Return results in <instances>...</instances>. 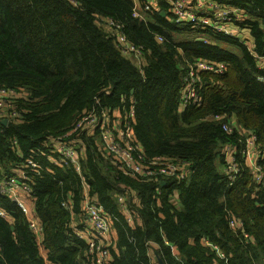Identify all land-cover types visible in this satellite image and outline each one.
Returning <instances> with one entry per match:
<instances>
[{
  "label": "trees",
  "instance_id": "16d2710c",
  "mask_svg": "<svg viewBox=\"0 0 264 264\" xmlns=\"http://www.w3.org/2000/svg\"><path fill=\"white\" fill-rule=\"evenodd\" d=\"M214 1L253 12V18L241 23L249 28L253 52L236 38L175 26L156 9L144 11L143 18L133 17L132 0H0V86L27 94L14 99L22 119L6 125L0 121V172L25 173L22 181L31 187L25 197L42 224L39 235L32 233L21 209L0 193L5 212L0 216V264H90L85 244L71 232L70 214L61 206L70 196L74 212H79L83 184L107 212L117 216V252L111 251L110 264H150L146 241L158 246L165 264L264 260V184L253 183L243 158L232 182L217 169L220 147L226 142L239 146L242 136L235 129L231 133L222 129L230 115L242 132L257 135L264 151V82L258 79L264 77V67L258 68L255 57L264 56V0ZM99 16L119 24L131 43L142 45L147 62L142 70L120 55L112 36L97 26ZM185 30L232 42L239 51L206 38L176 41L173 34ZM184 58L222 61L225 69L221 74L201 72V104L180 110ZM96 99L120 115L133 105L130 128L144 154L184 160L191 164L190 175L180 183L167 178L164 185L124 175L99 150L98 137L81 131L66 141L75 146L82 141L83 181L72 166L50 164L45 143L67 132L84 112L99 107ZM215 114L223 117L210 119ZM29 155L41 166L38 174L25 166ZM126 188L140 201L139 207L131 204L140 220L134 228L117 206V194ZM173 193L179 206L170 199ZM231 214L242 220L253 244H244L230 230ZM201 237L215 243L225 259Z\"/></svg>",
  "mask_w": 264,
  "mask_h": 264
},
{
  "label": "built area",
  "instance_id": "2783aa9c",
  "mask_svg": "<svg viewBox=\"0 0 264 264\" xmlns=\"http://www.w3.org/2000/svg\"><path fill=\"white\" fill-rule=\"evenodd\" d=\"M160 3L166 6L168 19L175 26H188L194 30H209L221 33L236 38L240 42L242 41L246 46L251 37L249 28L243 27L241 23L253 18V12L248 8L232 4L223 5L214 0H142V9L140 11L133 9L132 16L141 18L142 11H151ZM105 24L110 27L113 44L120 55L126 59L138 61V68H141L143 65L140 61L144 59L145 55L142 45L130 43L122 32L121 26L113 20L106 18ZM245 32L247 35H245ZM158 39L161 40V37H158ZM255 57L258 68H263L264 56L255 55ZM180 69L182 70L183 88L178 109L183 110L188 105L197 106L202 102L199 91L200 73L221 74L225 69V64L222 61L202 58H196L192 61L186 59V64L181 66ZM16 96L26 97L27 94L21 93L14 87L0 86V121L6 119V124L11 121H19L23 117L22 109L17 108L14 101ZM96 103L99 105L97 99ZM133 116V105H130L124 115L119 116H114L110 109L100 105L97 108L93 107L78 116L67 132L54 137L49 144L45 143L49 147V152L45 153V157L52 165L72 166L81 176L80 160L82 151L79 143L82 141L77 140L79 143H76V146L66 141V137L81 131L98 137L99 150L111 160L117 172L139 179L155 180L157 182L165 180V184L167 178L173 179L175 183L185 180L191 173L190 163L175 157L162 155L147 157L144 154L141 146L134 139L130 128ZM222 117L220 114H215L211 115L210 119L214 120ZM229 117L227 121L222 122V129L229 133L235 129L242 136L237 139L239 146L230 142L223 144L221 153L225 159L224 174L227 175L230 182L234 181L242 165L241 159L245 158V160L248 159L245 164L252 170L255 182L258 185L264 184V168L252 161V158L260 159L264 157L257 143V135L253 131L242 132ZM13 143L15 144V142ZM17 152L20 154L18 149ZM24 163L31 171L36 174L39 173L41 166L32 155L26 156ZM16 170L18 173L2 174L0 172V193L8 195L15 202L26 218L30 231L39 235L42 231V224L34 216L29 204L30 201L25 197V195L29 196L31 187L27 183L28 181H22L25 173L21 169ZM156 192H160L159 187L156 188ZM127 194H129L127 188L124 192L117 194V206L126 223L134 228L136 213L134 206L131 205L132 203L127 200ZM81 196V210L78 212L81 218L78 220L73 218L75 212L70 196L61 201V206L70 214L69 228L77 238L84 242L85 253L87 259L89 257L90 264H110L111 251H117L116 239L112 236L117 216L107 212L97 202L96 198L89 193L84 184L82 185ZM129 196L132 199L130 194ZM0 216H5V212L1 207ZM227 224L234 233L239 234L244 244L249 243V233L243 229L240 219L232 215L227 216ZM204 243L210 244L215 250H218L216 244L207 240H204ZM145 244L148 245L149 241H146ZM220 257L224 258V255L220 254ZM153 261L150 259L149 263L155 264Z\"/></svg>",
  "mask_w": 264,
  "mask_h": 264
},
{
  "label": "crops",
  "instance_id": "0c3cea01",
  "mask_svg": "<svg viewBox=\"0 0 264 264\" xmlns=\"http://www.w3.org/2000/svg\"><path fill=\"white\" fill-rule=\"evenodd\" d=\"M133 1V8H132V10L133 9H136V10H138V11H140L141 9H142V0H132ZM163 5L164 4H162V6H161V4H159V5H157L156 6V10H158L159 12H160V14H161V11H164V14H161L162 16H166V15H168V13H167V11H166V6L164 5V7H163ZM145 12L144 11H142L141 12V15H142V17L141 18H143L144 17V14ZM169 16V15H168ZM137 18V17H136ZM105 21H106V17H103V16H99L98 17V19H97V21H96V24H97V26L98 27H100V29L102 30V31H104V32H106L107 34H110L111 33V30H110V27L108 26V25H106L105 24ZM199 30V29H198ZM191 32H196V31H183V32H179V33H174L173 34V37H174V39L176 40V41H180V40H186V39H191V38H196V39H198L196 36H193L192 35V33ZM186 36V38H184L183 39V37H185ZM128 40V39H127ZM210 40H215V39H208V41L210 42ZM129 41V40H128ZM216 41V40H215ZM130 42V41H129ZM131 43V42H130ZM215 44H217L216 42H215ZM218 45V44H217ZM220 46V45H219ZM247 46H248V48L253 52V50H252V48H251V37H250V39L248 40V42H247ZM221 48H225V49H227L226 47H222V46H220ZM237 49H238V47H237ZM229 50V49H228ZM231 51V50H230ZM238 51H239V49H238ZM232 52H234V51H232ZM235 53H237V52H235ZM129 61H130V63L135 67V68H137L138 70H142L145 66H146V64H147V62H146V58H145V55H144V59H142L141 61H140V63L143 65L141 68H138V61H136V60H133V59H128ZM186 64V58H184L183 60H182V66L183 65H185ZM181 68V67H180ZM181 70V69H180ZM259 78H261L260 79V81H263L264 82V77L263 76H260ZM181 81H182V70H181ZM182 86H183V82H182ZM183 88V87H182ZM181 94H182V91H181ZM181 98V97H180ZM179 105V104H178ZM179 107V106H178ZM114 114V116H119L120 114L119 113H117V112H114L113 113ZM229 119L230 120H232V122L236 125L237 124V121H236V117L234 116V115H230V117H229ZM238 129H240L239 128V126L237 125L236 126ZM244 132H246V131H244ZM258 143V142H257ZM259 147H260V145H258ZM222 148H223V145L220 147V149H219V152H220V154L222 155V161L221 162H218L217 163V169H219L220 170V172L221 173H224V161H225V159H224V156H223V154L221 153V150H222ZM261 149V148H260ZM261 151H262V149H261ZM263 152V154H264V151H262ZM244 159V161H245V163H247V161H248V159H246L245 160V158H243ZM261 159H263L264 160V157L263 158H260V159H257L256 157L255 158H252V161H253V163L254 164H260L263 168H264V162H262L261 161ZM250 169V168H249ZM250 172L252 173V175H253V183H256L255 182V180H254V174H253V172H252V170L250 169ZM161 181L162 180H160V181H158L159 183H161ZM162 185H164L165 184V181H164V183H161ZM160 189V188H159ZM160 191H161V189H160ZM128 196H127V200H129L130 201V196H129V194H127ZM132 199H133V203L132 204H134L135 206H136V204H137V206L136 207H139L140 206V201H139V199L138 198H134V197H132ZM170 199H171V201L174 203V205L175 206H179V202H178V196H177V193H173L172 195H171V197H170ZM136 203V204H135ZM30 204V203H29ZM133 206V205H132ZM232 215V214H231ZM232 216H234V215H232ZM234 217H236V216H234ZM74 220H78V219H80L81 218V216H80V214L77 212H75V215H74ZM237 218V217H236ZM135 219H136V225H138V224H140V220L137 218V217H135ZM239 219V218H238ZM241 220V219H240ZM242 221V220H241ZM11 222V221H10ZM243 223V222H242ZM243 226V225H242ZM231 230V229H230ZM232 231V230H231ZM233 232V231H232ZM112 236L116 239V236H117V234H116V231H115V228H114V226H113V230H112ZM249 236H250V234H249ZM204 240H207L208 242H210V243H213V242H211L208 238H206V237H201V241H202V243L204 244V245H209L213 250H215L210 244H206V243H204ZM254 243V240H252V238L250 239V241H249V243ZM164 243L165 244H168V245H170L169 243H168V241H166V240H164ZM213 244H215V243H213ZM147 246V251H148V258H149V260L150 259H152V260H154L153 262L155 263V264H165V262L160 258V253H159V248H158V246L156 245V244H154V242L153 241H149V244L148 245H146ZM217 246V245H216ZM217 248H218V250H215L216 251V254H217V256L218 257H220V254H223L224 255V253L219 249V247L217 246ZM173 250H175V249H173ZM117 252V251H116ZM152 257H151V256ZM224 257H225V255H224ZM220 258H222V257H220ZM224 259V258H223ZM258 260L257 259H255V258H253L252 259V264H264V260L262 261V259L260 260V262H257ZM77 262L78 261H76V264H77ZM79 264V263H78Z\"/></svg>",
  "mask_w": 264,
  "mask_h": 264
},
{
  "label": "rangeland",
  "instance_id": "374dc122",
  "mask_svg": "<svg viewBox=\"0 0 264 264\" xmlns=\"http://www.w3.org/2000/svg\"><path fill=\"white\" fill-rule=\"evenodd\" d=\"M186 31H189V30H186ZM244 31H245V29H244ZM191 33H192L193 36H196L197 38L198 37H200L202 39H205L206 38V36H204L202 33L198 32V31L197 32H191ZM245 35H247L246 32H245ZM184 38H186V36L183 37V39ZM207 39L208 38H206L205 40H207ZM210 42L213 43V44H215V42H216L218 45H220L222 47H226L227 49H229L231 51L238 52L237 45H235L232 42L224 41V40H216V41L215 40H210ZM241 43H242V41H241Z\"/></svg>",
  "mask_w": 264,
  "mask_h": 264
},
{
  "label": "water",
  "instance_id": "95a60500",
  "mask_svg": "<svg viewBox=\"0 0 264 264\" xmlns=\"http://www.w3.org/2000/svg\"><path fill=\"white\" fill-rule=\"evenodd\" d=\"M161 14H164V11H161ZM198 39H202V38L199 37ZM1 122H2V124H6V119H2ZM164 181L165 180H162L161 183H164ZM77 264H78V262H77Z\"/></svg>",
  "mask_w": 264,
  "mask_h": 264
}]
</instances>
